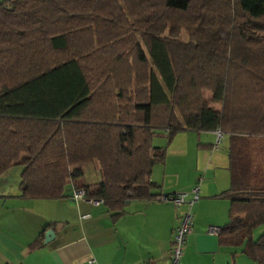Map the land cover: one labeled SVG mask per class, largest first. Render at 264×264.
Here are the masks:
<instances>
[{"label":"trees","instance_id":"obj_1","mask_svg":"<svg viewBox=\"0 0 264 264\" xmlns=\"http://www.w3.org/2000/svg\"><path fill=\"white\" fill-rule=\"evenodd\" d=\"M215 130L230 177L217 243L264 264V0L0 1V175L23 166L21 198L71 181L114 220L158 197L155 134ZM85 164L96 183L78 182Z\"/></svg>","mask_w":264,"mask_h":264},{"label":"crops","instance_id":"obj_2","mask_svg":"<svg viewBox=\"0 0 264 264\" xmlns=\"http://www.w3.org/2000/svg\"><path fill=\"white\" fill-rule=\"evenodd\" d=\"M155 135L152 144L163 147L164 158L153 165L149 174L151 192L159 196L198 187V200L191 208L192 230L185 238L178 264H257L241 247L219 246L216 233L208 232L209 226L219 228L228 221L229 201L221 196L230 189L226 137L214 145L215 134L210 131H179L170 139L165 131ZM22 168L15 164L0 175V264L169 261L172 233L184 205L158 199L129 201L122 214L112 220L103 203L72 202L71 181L59 199L21 198ZM80 179L82 184L96 183V166L82 165ZM47 224L51 226L44 229ZM46 230H51L53 236L44 243ZM40 233V246L27 250Z\"/></svg>","mask_w":264,"mask_h":264},{"label":"built area","instance_id":"obj_3","mask_svg":"<svg viewBox=\"0 0 264 264\" xmlns=\"http://www.w3.org/2000/svg\"><path fill=\"white\" fill-rule=\"evenodd\" d=\"M167 132V131H165ZM215 139L214 145H218L221 141L222 134L219 130L214 131ZM69 198L72 202L77 203L88 202L92 205H98L103 203L102 199L88 198L85 192L81 188H72L70 190ZM156 199L161 201H169L174 205H184L185 209L181 215L178 225L175 227L172 233V243L170 248V259L166 264H178L179 257L182 252V246L185 242L186 236L192 230V211L193 204L198 200V187L195 185L185 192H177L166 195H159ZM217 227L209 226L208 232L211 234H217Z\"/></svg>","mask_w":264,"mask_h":264},{"label":"rangeland","instance_id":"obj_4","mask_svg":"<svg viewBox=\"0 0 264 264\" xmlns=\"http://www.w3.org/2000/svg\"><path fill=\"white\" fill-rule=\"evenodd\" d=\"M1 1V0H0ZM203 98L209 103V105L212 107V108H214V109H216V110H220L221 109V104L220 103H218V102H214V101H212V99H211V95H210V92H208V91H203ZM156 136H158V135H155V137L153 138V143H154V141L156 140ZM222 139H223V136L221 137V141L220 142H222ZM219 142V143H220ZM219 145V144H218ZM92 165V164H91ZM93 165H95V163H93ZM89 168H92V167H89ZM81 181H82V179H80ZM263 227L262 226H257V227H255L253 230H252V238L253 239H255V238H257L262 232H263Z\"/></svg>","mask_w":264,"mask_h":264},{"label":"water","instance_id":"obj_5","mask_svg":"<svg viewBox=\"0 0 264 264\" xmlns=\"http://www.w3.org/2000/svg\"><path fill=\"white\" fill-rule=\"evenodd\" d=\"M53 236V232L51 230H46L43 235V242H47L49 238Z\"/></svg>","mask_w":264,"mask_h":264}]
</instances>
